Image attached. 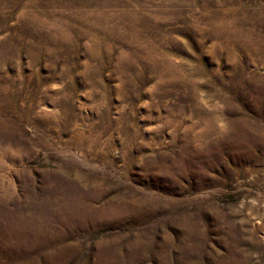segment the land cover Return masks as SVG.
<instances>
[{
    "label": "rangeland",
    "instance_id": "rangeland-1",
    "mask_svg": "<svg viewBox=\"0 0 264 264\" xmlns=\"http://www.w3.org/2000/svg\"><path fill=\"white\" fill-rule=\"evenodd\" d=\"M0 264H264V0H0Z\"/></svg>",
    "mask_w": 264,
    "mask_h": 264
},
{
    "label": "bare ground",
    "instance_id": "bare-ground-1",
    "mask_svg": "<svg viewBox=\"0 0 264 264\" xmlns=\"http://www.w3.org/2000/svg\"><path fill=\"white\" fill-rule=\"evenodd\" d=\"M4 201V200H3Z\"/></svg>",
    "mask_w": 264,
    "mask_h": 264
}]
</instances>
